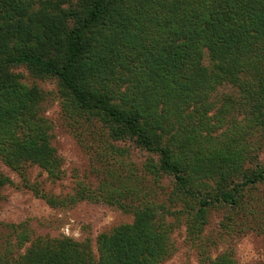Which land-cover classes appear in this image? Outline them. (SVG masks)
<instances>
[{"label": "trees", "instance_id": "1", "mask_svg": "<svg viewBox=\"0 0 264 264\" xmlns=\"http://www.w3.org/2000/svg\"><path fill=\"white\" fill-rule=\"evenodd\" d=\"M36 80L54 81L88 130L97 186L78 180L59 197L28 181L30 165L63 177ZM261 154L264 0H0V159L52 207L87 200L134 217L101 232L97 252L6 223L0 264H161L182 225L201 264H237L230 248L211 249L264 232ZM11 183L0 174V201ZM214 214L216 237L204 236Z\"/></svg>", "mask_w": 264, "mask_h": 264}, {"label": "rangeland", "instance_id": "2", "mask_svg": "<svg viewBox=\"0 0 264 264\" xmlns=\"http://www.w3.org/2000/svg\"><path fill=\"white\" fill-rule=\"evenodd\" d=\"M208 58H205V63ZM25 74V81L33 83L35 80L25 68L20 69ZM36 82L49 92L44 103L45 113L53 123V142L63 157V177L53 180L48 173L37 165H30L28 169V181L38 183L40 188L49 194L65 197L75 191L76 183L82 180L98 185L99 178L92 171L95 161L93 150L87 145L88 130L80 124H72V120L66 116L62 109V99L59 96L57 85L51 80H36ZM230 87L220 88L219 92L229 91ZM132 159L140 165L142 154L135 151ZM264 160V154H261ZM100 166V165H99ZM11 177L13 183L3 187V199L0 201V239L8 233L6 223L27 222L33 232V238L37 236L60 237L63 235L78 240H91L95 252L97 249V237L103 231L121 223L133 221V215L121 209L104 203L81 201L74 205L52 207L47 201L37 196L35 188L26 186L18 171L6 165L0 159V174ZM146 185H151V180L146 179ZM150 182V183H149ZM167 179L162 186H168ZM219 214H214L211 225L207 227L205 235L216 237ZM175 244L174 254L161 264H201L199 250L196 244H192L182 225L173 234ZM226 243H219L211 249V255L215 258L221 252L230 248L234 252L237 264H260L264 262V232L256 229L247 230L246 233L234 237H226Z\"/></svg>", "mask_w": 264, "mask_h": 264}]
</instances>
